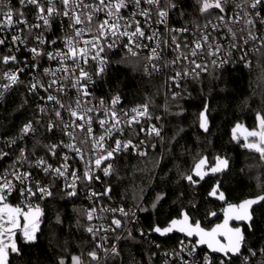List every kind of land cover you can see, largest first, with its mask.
<instances>
[{"label": "snow or ice", "instance_id": "obj_1", "mask_svg": "<svg viewBox=\"0 0 264 264\" xmlns=\"http://www.w3.org/2000/svg\"><path fill=\"white\" fill-rule=\"evenodd\" d=\"M20 5L19 9H14L10 5V0H0V46H5L10 43L11 48L9 54L0 57V63H18L16 52L20 51V46H24L32 57L31 64L25 63V67L30 68L33 72L41 69V60L55 61L58 65L56 68L44 67L42 69V75L44 77H50L46 82L36 77L32 78V81L28 84V91L33 95H38L42 90L47 95L39 96V100L44 101L45 104L51 103L54 105L52 113L46 111V107L37 105L38 111L41 114L49 115V121L46 125L48 132H55L56 129H60L63 135L68 137V142L65 143L63 140L58 143L45 145L47 152L52 155H57V150L60 148H67L69 151L75 153L79 159H84V153L82 147L78 146V133H84V138H79V144L83 145L92 142L93 149L103 150V154L98 156L94 160L95 168H101L102 161L115 159L116 154L122 150L136 148L131 140L122 141L118 138H114V147L104 148V141L106 138L112 137L113 131L119 133L123 132V129L119 127L122 121L119 119V115L114 107L106 108L102 112L98 113L97 121L101 128H104L105 134L100 135L98 138L94 135L92 124L94 122L93 113L97 112L95 106H88L90 101L87 99L91 93L89 91V85L93 83V76L102 77L105 73V68L108 63L107 58L101 55L105 51V47L111 49L115 46L116 41L121 37H127L128 44L134 47H147L143 45L141 41L148 40L156 41V47L152 48L151 51L153 56L150 59H158L157 49L168 45L177 51L178 55L176 60L172 63L175 64L178 61L187 60L193 67L190 71H177L172 79L177 87H180V81L185 77L198 78L202 72H207V65L196 62L198 51L204 49L207 45L212 51L210 55H216L220 51L221 46L219 44L210 43V34L208 29L211 28L213 32L218 31L220 27L227 29V32L231 35V47L237 48V41L242 39L243 43L247 45L250 41H259L262 48H264V35H258L253 31L259 25L264 28V0H196L198 5V11L203 15L205 13L210 14V10H218L219 15L216 16L217 23H213L211 19H207V23L204 25L196 24L197 33L199 38L192 42L190 52L185 54L181 51L182 48H189V42L184 41L183 45L178 39L177 34L189 33L188 27L173 28L169 25V19L174 12H179L181 17L184 16L183 10L180 8L178 0H18ZM143 4H147L150 7L144 8ZM58 5H62L58 7ZM232 7L229 8L228 6ZM29 6L36 8V18L41 23L29 24L28 18L25 15L24 9ZM131 8V14L125 18L121 15L123 9ZM4 9H7L6 11ZM239 9L240 11H236ZM229 12L234 13L228 15ZM242 12V15H241ZM103 13L104 18L99 19L98 14ZM155 15L156 19L153 21L152 17ZM142 17L143 23L146 25L151 34H146L144 28L141 26V20L136 17ZM15 17V18H14ZM64 18L70 23L68 27L71 29V35L64 38V49L52 47V50H48V46L57 45L56 40H48L43 33L40 35H34L33 29L44 28L50 30L55 23L57 18ZM123 21V24L121 23ZM243 21L247 27V35H243L245 32L244 28L240 29L241 35L238 36L237 32L233 30L232 24L240 23ZM63 24V20H60ZM163 25L166 27L169 33V38L164 40L160 39L163 35L158 29H153L152 24ZM20 25H24L27 29L25 34L24 29L20 28ZM15 29V33L10 35L9 33ZM129 29H132L131 31ZM30 36H34L35 45L28 48V40ZM88 38H85V37ZM114 38V39H113ZM105 41H110L105 45ZM259 50V49H257ZM131 51V48H129ZM136 53L133 52V55ZM243 59V56L241 57ZM92 61L94 64V72H90L85 66ZM213 65L219 68H223L225 64L229 63L228 59H221L219 64L215 60L212 61ZM245 66H249L246 62ZM199 69V71H197ZM25 71L24 68H19L13 72H5L4 77L7 83L0 84V99L4 98L5 93L13 86L22 83L20 80V74ZM67 80L72 89H76L78 92L77 99L71 103H64L60 98V94L67 93L69 91L68 85L64 83ZM56 92V95L52 93ZM176 93H173V98L176 97ZM119 96H115L111 100V105L115 106L119 102ZM100 105H104V101H100ZM136 114L126 123L130 127L133 123H139L137 116H144L148 114V105L144 104L132 109ZM64 112H67L68 120H65ZM127 115V113H125ZM99 116L106 117L104 119ZM54 117V118H53ZM159 119V117H157ZM257 119L259 121L260 132L247 131L245 130V140L248 137H256L259 135V143H246L244 147L255 149L260 153L261 158H264V114H258ZM42 121L37 120L35 124H41ZM199 127L204 132L210 131L209 123V108L205 104L203 110L199 113ZM242 126L237 124L233 129V139H236V131L241 129ZM36 128L34 122L29 120L20 129L19 138L23 139L31 133H34ZM143 131V129H141ZM149 134H155L160 136L161 132L155 125L148 129ZM15 139L8 141V146L14 145ZM38 143V142H37ZM140 143H144L141 141ZM26 150L21 148L20 154L17 160L14 162V170L12 176L18 181L23 187L21 188V194H27L28 196H35L37 192L44 196H51L52 193L47 187L40 186L39 182L35 184V190L30 182L32 173L29 171H20L16 165L21 163H28V157L25 154ZM145 155L146 153H140ZM7 152L0 151V158L7 156ZM64 163L59 167H53L52 164L48 163L43 157L38 158L34 162L36 168H40L46 174L54 173L59 177L71 176L72 182L65 185L67 195L69 197L76 196L77 193V182L91 183L93 180L98 181L99 176L93 174L92 168L86 167L83 171L82 176L78 174L77 170H71L68 163L70 157L65 153L62 157ZM207 163V158H201L193 169V174L187 175L184 178L195 185L200 181H203L208 175H215L228 169L229 160L226 157H216L215 164L210 167L207 171H204V166ZM113 165L111 163L103 167L102 171L105 176L111 174ZM195 177V178H194ZM0 264H11L10 256L12 254L21 255V249L18 247L16 240L14 239L15 230L20 228L18 217L21 215V209L19 207H12L5 203L7 195L13 190V183L7 176L0 178ZM221 181L217 180L213 186L210 196L217 197L220 200L225 199L224 193L220 191ZM111 191V188H106L103 193H98L94 190H90L89 199L97 197L99 195H107ZM163 199V196L157 197V202ZM264 204V195L246 199L239 205H229L225 210V219L223 224L217 225L211 230V232H205L200 228L197 222L193 227L189 224V217L186 212L182 213V219L172 220L171 224L167 228H161L156 226L152 231L159 233L160 235H166L174 230L185 233L188 237L198 236L199 239L195 244H185L181 241L179 251L173 252L180 264H196L195 253L196 248L201 244H207L213 252H218L223 255V259L219 261V264H232L233 258H241L242 264H250V257L257 255L256 251L250 247L247 249L250 255L242 256V248L245 246V237L241 228H229V220L235 218L236 220L245 221L248 223L249 228L253 225V213L254 205ZM156 204H153V208ZM96 211L95 208L87 212V220H93V213ZM101 211H109V209H101ZM111 211H117L111 209ZM124 215L127 213L124 210L118 209ZM41 210L39 207L32 209L31 207L25 213L23 218L25 225L22 229L25 243L35 242L37 237L36 233L39 231V217ZM215 215V213H212ZM59 217H57V223H59ZM116 228L121 227L122 222L120 219H113L111 222ZM114 231L112 228L97 229L93 226L86 228L88 233L93 234V237L97 235L99 231ZM218 234H223L227 237L228 243L226 245L219 244L215 237ZM143 235V232H141ZM129 236L131 232L129 231ZM107 237H101V240H106ZM119 239V237H117ZM159 247V245H157ZM96 249H102L104 252V258L106 259L109 254L112 256H118L119 251L116 245H112L111 249L104 248L103 243H97L95 248L88 252V256L93 261H100L101 256ZM264 251V250H262ZM192 259H185V255ZM166 255H168L166 253ZM72 264H82L81 257L72 256ZM59 264H65V261L61 259ZM165 264H168L165 261ZM203 264H215V261L209 256L203 257ZM264 264V260L260 262Z\"/></svg>", "mask_w": 264, "mask_h": 264}, {"label": "trees", "instance_id": "obj_2", "mask_svg": "<svg viewBox=\"0 0 264 264\" xmlns=\"http://www.w3.org/2000/svg\"><path fill=\"white\" fill-rule=\"evenodd\" d=\"M178 2L184 13L183 17L179 12L173 13L178 23L202 17L196 0ZM6 68V64L0 63V77ZM97 91L106 98L119 96L134 104L147 103L154 115L165 112L162 78L146 77L142 62L123 52L111 56L104 75L98 78ZM190 91L188 98L169 97L167 100L163 153L154 151L142 157H119L105 181L104 189L111 188L106 195L109 203L123 206L128 211L142 205L138 224L129 227L121 239V234L111 237L112 241H119L121 257L109 255L106 264H163L161 251L177 247L185 238L173 235L161 239L150 234L156 226L168 227L172 220L181 217L183 211H187L193 222H201L208 228L222 220L223 206L206 197L216 181L206 180L195 194L184 178L204 156L212 163L218 156L231 162L221 181L227 203L239 204L264 195V158L259 152L244 147V140L233 139L237 124L255 131L257 115L264 114V48L249 67L211 69L194 78ZM205 104L209 108L211 124L208 133H203L199 127V113ZM37 119L34 101L19 86L0 106V134L18 133L29 120ZM49 135L46 128L40 127L31 143L33 153L38 147L50 145ZM158 196H163L159 202ZM7 201L12 206L18 205L13 200ZM42 209L36 241L25 243L23 235H19L17 245L22 254H12L11 264H59L61 259L65 264H71L72 256L81 257L86 264H98L88 256L97 239L86 231L88 201L85 196L69 197L66 190L56 185L54 195L43 202ZM253 216L252 227L244 228L242 254L250 255L247 251L250 247L257 253L252 258L260 264L264 260V204L254 209Z\"/></svg>", "mask_w": 264, "mask_h": 264}, {"label": "built area", "instance_id": "obj_3", "mask_svg": "<svg viewBox=\"0 0 264 264\" xmlns=\"http://www.w3.org/2000/svg\"><path fill=\"white\" fill-rule=\"evenodd\" d=\"M236 2H240V0H236ZM10 5L14 9H19L20 5L18 3V0H10ZM58 7L62 8V5H58ZM142 7L148 8L150 7L147 4H143ZM229 8L232 6L229 5ZM5 11L7 9H4ZM132 9H123L121 11V15L127 18L131 14ZM236 11H240L237 9ZM25 15L28 18L29 24H36L41 23L36 18V8L34 6H29L28 8L24 9ZM234 13L229 12L228 15H233ZM219 15L218 10H210L209 13H205L202 15V17L198 18L196 21L192 22H185V23H178L175 19L173 14L171 15L169 19V25L173 28H181V27H188L189 33L185 34H177L178 39L180 40L181 44L183 45L184 41L187 40L189 42V48H182L181 51L185 54L190 52V48L192 45V42L199 38V33H197L196 24L204 25L207 23V19H211L213 23H217L216 16ZM242 15V12H241ZM99 19L104 18L103 13L98 14ZM15 18V17H14ZM136 19L141 20V26L144 28L146 34H151L149 28L144 25L143 18L137 16ZM153 21H155L156 17L153 15L152 17ZM60 20H63V24L60 23ZM69 21L64 18H57V23L53 25V27L50 30H45L44 28L40 29H33L34 35H40L41 33L44 34V36L47 37L48 40H56L58 43L55 46H48V50H52V47L64 49V38L66 36L71 35V29L68 27ZM123 24V21H121ZM233 30L237 32V35L240 36V29L244 28L245 32L243 35H247V27L243 21H240V23L232 24L231 25ZM20 28L24 29L25 34H27V29L24 25H20ZM153 29H158L160 32L163 33V35L160 37V39H168L169 33L167 32V29L163 25H157L155 23L152 24ZM130 31L132 29H129ZM254 32H256L258 35H264V28L257 25L255 29H253ZM15 33V29L12 30L11 33H9V40L10 35ZM208 33L210 34V43L212 44H219L221 46L220 51L216 53V55H210L209 53L212 51L207 45H205L204 49L201 51H198V56L195 58L197 63L207 65V72H202L200 76L208 73L211 69H227V68H234V67H249L251 66L255 61V56L263 49L260 45L259 41L256 42H249L247 45L243 43V40L240 39L237 41L238 47L233 48L231 47V35L227 32V29L224 27H220L218 31L213 32L211 28L208 29ZM85 38H88L87 36ZM114 39V38H113ZM110 41H105V45L109 43ZM143 45H147V47H134L132 45H129L128 47H125V45L128 44L127 37H121L119 40L116 41V44L111 49L105 47V51L101 54L107 58V65L105 68H108L111 56L118 52H123L135 59H138L142 62V69L143 73L148 78H162L165 88V96H164V104L165 106V112L159 113V114H153L150 111L149 104L147 103H140V104H134L132 102H128L124 100L123 98L119 97V102L115 105H111L112 98H106L103 96H100L98 94V78L97 76H93V83L89 85V91L91 95L87 98L90 103L88 106L92 107L95 106L97 109V112L93 113L94 122L92 124L94 135L95 137H99L100 135L105 134L104 128H101L97 121V116L99 112H102L106 108H112L114 107L119 115V119L122 121L121 125H119L120 128L123 129V132H115L113 131L112 137L106 138L104 141V148L107 149L109 147H114V138H118L122 141H128L131 140L134 145H136V148H129L126 150H122L118 154H116L115 159H110L107 161H102L101 168L97 169L94 166V160L103 154V150L100 149H93L92 148V142L89 141L86 144L80 145L79 144V138H84V133H78V140L77 144L78 146L82 147L83 153H84V159L81 160L79 157L75 155V153L69 151L67 148H60L57 150V155L52 156L47 152L46 147L41 146L38 147V151L36 153H33V148L31 147V143L35 141V138L37 137V134H39L40 127L46 128L44 125L47 124L49 121V115L41 114L38 111L37 105L46 107V111L48 113H52L54 105L50 102L45 104L44 101L39 100V96H46L47 94L44 91H40L38 95H33L28 91V84L32 81L33 77H36L37 79L44 80L45 82L50 79V77H44L42 73V69L44 67H52L56 68L58 65L55 61H48V60H41V69L37 70L36 72H33L30 68L25 67V63L31 64L32 57L30 53L26 50L24 46H20V51L16 52L18 63H9L6 64L7 68L2 73V76L0 77V84L7 83V80L4 77L5 72H13L16 71L19 68H24L25 71L20 74V80L22 83H19L15 86H13L11 89H9L3 99H0V106L4 103L6 98L8 97L11 92L15 90V88L22 86L31 99L34 101L35 109L38 112V119L42 121L41 124H35L34 120V127L36 128V131L34 133L29 134L28 136H25L23 139L19 138L20 131L18 133L4 136L0 134V151L7 152L8 155L0 158V178H3L7 176V178L12 181L13 183V190L12 192L7 195L5 203L11 205L7 200H13L17 202V206L13 207H19L23 213L27 212L29 208L35 209L36 207H39L42 211V204L44 201L48 200L54 195L55 187L56 185L61 186L63 190L69 191L70 189H66L65 185L72 182V178L70 175L66 177H59L56 176L54 173L46 174L43 172L40 168H36L34 166V162L36 159L43 157L48 163L52 164L53 167H59L62 163H64L62 157L66 153L70 159L68 161L70 165L71 170H77L78 174L82 176L83 171L86 167H91L93 170V174L96 176H99L100 179L98 181L93 180L91 183H82L77 182V195L78 196H85L86 200L88 201V209L87 212L93 208L96 209V211L93 213V220L88 221V227L93 226L97 229L103 228H112L114 231H108L105 232L103 230L99 231L95 238L97 239V243H103L104 248L111 249L112 245H116L118 251H119V241L114 239L111 240V237L115 235H119L120 239L123 238L126 231L131 226H135L138 224V220L140 217V211L141 206L138 208H135L133 210L128 211L123 206L113 205L107 201L106 195H99L97 197H93L92 199H89L90 190H94L98 193L104 192V185L106 179L109 177L105 176L102 169L103 167L107 166V164L111 163L113 165V169L116 163V160L119 157L122 156H135V157H142L146 156L150 152H161L163 153L164 146L166 144V134H167V118H166V106H167V100L169 97L173 98V93H176L175 98H188L190 95V86L191 81L194 79L193 77H185L183 80L180 81V87H177L175 82L170 79L175 75L177 71H190L193 65H191L187 60L178 61L177 63L173 64L172 61L176 60L177 58V51H175L173 48L169 47L168 45H164L161 48L157 49V53L159 58L158 59H150V57L153 56V53L151 51L152 48L156 47V41H148L143 40L141 41ZM35 45L34 36H30L28 40L27 47L30 48ZM11 44L8 43L5 46H0V50L3 52L4 55L9 54V49L11 48ZM129 48H131V51H129ZM259 49V50H257ZM133 52L136 54L133 55ZM243 56V59L241 57ZM228 59L229 63L225 64L223 68H219L213 65L212 61L215 60L217 64H219L221 59ZM248 62L249 66H245V63ZM90 72H94V64L92 61H89V64L85 66ZM199 71V69H197ZM66 85H68L69 91L67 93L60 94L59 98L64 103H71L74 102L77 99L78 92L76 89H72L70 87V84L67 80L64 81ZM2 90V89H0ZM53 95H56V92L52 93ZM104 101V105H100V101ZM147 104L148 105V114L144 116H137V120L139 123H133L130 127L126 123L128 120H130L133 116L136 114L132 111V109L137 108L138 106ZM127 113V115H125ZM65 120H68L67 112H64ZM159 117V119H157ZM54 118V117H53ZM99 118L104 119L106 117L99 116ZM155 125L158 129H160L161 135L156 136L155 134H149L148 129ZM143 129V131H141ZM49 140H51L50 144L58 143L59 141L63 140L65 143L68 142V137L63 135V133L60 131V129H56L55 132H49ZM11 139H15L16 143L14 145L8 146V141ZM143 141L144 143H140ZM23 148L26 150L25 154L28 157V163H21L20 165H16V167L20 171H29L32 173V176L30 178V182L34 187L35 190V184L36 182H39L40 186L47 187L52 195L51 196H44L41 198V195L37 192L35 196H28L26 193L21 194V188L23 187L18 181L14 179L12 176V171L14 170V162L17 160L20 154V149ZM35 149V148H34ZM36 151V150H35ZM140 153H146L145 155H141ZM112 169V171H113ZM111 171V173H112ZM0 182H2V179H0ZM12 206V205H11ZM109 209V211H101V209ZM123 209L127 215H124L118 209ZM111 209H116L117 211H111ZM113 219H120L122 222L121 227L116 228L115 225H113L111 222ZM91 234V233H89ZM93 235V234H91ZM101 237H107L106 240H101ZM185 244L191 245L195 244L196 241H192L189 239L182 240ZM180 244L175 248L165 249L161 251V256L163 257V264H165V261L168 262V264H180V261L172 255L173 252L179 251ZM98 253L101 256V260L98 262V264H106V259L104 258V252L102 249H98ZM166 253L168 255H166ZM111 255V254H109ZM185 255V259L191 260V257H188L187 254ZM207 255L209 258L213 259L215 261V264H219V261L223 259V257L212 255L210 252H208L206 249H200L196 248L195 253V260L196 264H203V257ZM247 254H242V256ZM119 257L120 254L118 255ZM232 264H242L241 258H233ZM250 264H257V262L250 257Z\"/></svg>", "mask_w": 264, "mask_h": 264}, {"label": "water", "instance_id": "obj_4", "mask_svg": "<svg viewBox=\"0 0 264 264\" xmlns=\"http://www.w3.org/2000/svg\"><path fill=\"white\" fill-rule=\"evenodd\" d=\"M209 123H210V121H209ZM210 128H211V124H210ZM201 131L203 132V133H206V132H204L202 129H201ZM208 133V132H207ZM205 158V157H204ZM198 163V162H197ZM196 163V164H197ZM230 164H231V162H230V160H229V167H228V169L227 170H225V171H223V172H221V173H217V174H215V175H208V176H206V177H216V176H222V175H224L225 173H227L228 171H229V169H230ZM195 167V166H194ZM210 167H212V166H210V164H209V162H208V160H207V163H206V165L204 166V171H205V169L206 168H210ZM192 174H193V171H192ZM191 175V174H190ZM205 177V178H206ZM195 178V177H194ZM205 180V179H204ZM203 180V181H204ZM187 181V180H186ZM203 181H200L198 184H195L196 186H198V185H200ZM187 183L188 184H191L190 182H188L187 181ZM225 196V195H224ZM208 198H210V199H212V200H214V201H217V202H220V203H222V204H224V203H226V201H227V199H226V196H225V199H223V200H220V199H218L217 197H213V196H210V195H208ZM248 199H251V198H248ZM5 202V201H4ZM243 202V201H242ZM242 202H240L239 204H241ZM239 204H226V206H225V208H224V210H223V212H222V215H223V220L220 222V223H217V224H215L211 229H205V228H203V226H202V224L200 223V222H198L199 223V225H200V228H202L205 232H211V230L213 229V228H215L217 225H220V224H223V222H224V219H225V210L228 208V206L229 205H239ZM263 204H258V205H254L253 206V208L254 209H256V208H258V207H260V206H262ZM0 206H2V205H0ZM13 207V206H12ZM15 208V207H14ZM41 210V209H40ZM184 212H186L187 213V211H183L182 213H184ZM188 214V213H187ZM188 217H189V224H191L193 227L195 226V224L196 223H193V221H192V219H191V217L189 216V214H188ZM18 218H22L23 219V221H24V218H23V212H22V210H21V215L18 217ZM42 218H43V211L41 210V215H40V217H39V222L42 220ZM180 219H182V215H181V217L180 218H177V219H174V220H180ZM253 219H254V216H253ZM170 224H171V222H170ZM170 224L168 225V227L170 226ZM24 225H25V221H24ZM244 225L245 226H247V227H249L248 226V223L247 222H245V221H240V220H236L235 218H232V219H230L229 220V228H241V230H242V232L244 233ZM24 227V226H23ZM167 228V227H166ZM23 229V228H22ZM173 235H179V236H181V237H184V238H186V239H189V240H192V241H197L198 239H199V237L198 236H192V237H188L185 233H183V232H180V231H178V230H174V231H172V232H170V233H168V234H166V235H160L159 233H156V232H154V231H152L151 232V234H150V236H156V237H159V238H161V239H167L168 237H170V236H173ZM215 239H216V241H218L219 242V244H222V245H226L227 243H228V239H227V237L225 236V235H223V234H218L216 237H215ZM198 248H200V249H206L208 252H210L212 255H217V256H220V257H223V255L221 254V253H218V252H213L210 248H208V246H207V244H201V245H199L198 246ZM234 258H236V257H234Z\"/></svg>", "mask_w": 264, "mask_h": 264}, {"label": "flooded vegetation", "instance_id": "obj_5", "mask_svg": "<svg viewBox=\"0 0 264 264\" xmlns=\"http://www.w3.org/2000/svg\"><path fill=\"white\" fill-rule=\"evenodd\" d=\"M245 128H241V129H238L237 131H236V136H237V139H239V140H244L245 141V143H250V142H252V141H255V140H257V136L256 137H248L247 138V140H245ZM248 131V130H247ZM204 157H206L207 158V156H204ZM203 157V158H204ZM207 160H208V162H209V164H210V166H213L214 164H215V162L214 163H212V162H210L209 161V159L207 158ZM216 161V160H215ZM199 162V161H198ZM196 165V164H195ZM194 165V166H195ZM193 169H194V167H193ZM193 169L191 170V172H190V174H192V171H193ZM209 168H206L205 169V171H207ZM226 174V173H225ZM224 174V175H225ZM224 175H222V176H216V177H206L205 178V180L200 184V185H198V186H196V185H193V184H189L190 186H191V189H192V191H194V193L196 194L197 193V189L198 188H200L202 185H203V183L204 182H206V180H208V179H214L216 182H217V180H219V181H222V178H223V176ZM216 182L214 183V185L216 184ZM213 185V186H214ZM213 186L209 189V191L207 192V199H209V200H212V199H210V198H208V195H209V193L211 192V190H212V188H213ZM220 191H222L223 193H224V191L221 189V187H220ZM224 195H225V193H224ZM226 196V195H225ZM227 199V198H226ZM213 202H215V203H217V204H220V205H222L223 206V208H222V211L220 212V215L222 216V220H223V215H222V212H223V210H224V208H225V206H226V204H230V203H227V201H226V203H224V204H222V203H220V202H217V201H214V200H212ZM192 219V218H191ZM221 220V221H222ZM193 221V220H192ZM211 221H212V219H211ZM220 221V222H221ZM18 222H19V224H20V228H17L16 230H15V236H14V239L16 240V243H17V239H18V237H19V235H23V232H22V228H23V226H24V221H23V219L22 218H18ZM220 222H218V223H220ZM193 223H197V222H193ZM201 223V222H200ZM209 224V223H208ZM217 224V223H216ZM215 225V224H214ZM213 225V226H214ZM212 226V227H213ZM212 227H210V228H208V227H204L203 226V228H205V229H211ZM245 227H247V226H245L244 225V228Z\"/></svg>", "mask_w": 264, "mask_h": 264}, {"label": "rangeland", "instance_id": "obj_6", "mask_svg": "<svg viewBox=\"0 0 264 264\" xmlns=\"http://www.w3.org/2000/svg\"><path fill=\"white\" fill-rule=\"evenodd\" d=\"M255 131H256L257 133L260 132L259 121H258V125H257V128H256ZM250 143H259V135L257 136V140L252 141V142H250ZM253 150H255V149H253ZM255 151H256V150H255ZM252 167L255 168V166H253V165H252ZM81 261H82V264H86V261H85V263H83V260H82V259H81ZM71 264H72V263H71Z\"/></svg>", "mask_w": 264, "mask_h": 264}]
</instances>
